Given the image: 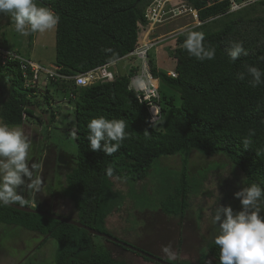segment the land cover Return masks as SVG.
Listing matches in <instances>:
<instances>
[{
    "label": "trees",
    "instance_id": "16d2710c",
    "mask_svg": "<svg viewBox=\"0 0 264 264\" xmlns=\"http://www.w3.org/2000/svg\"><path fill=\"white\" fill-rule=\"evenodd\" d=\"M151 1L36 0L59 17L55 57L59 72L75 76L117 62L132 52L139 39L140 25L147 23L145 12ZM187 1L199 9L201 20L226 12V2L207 6L209 0ZM259 4H264V0ZM234 14L226 13L189 29L203 33L204 46L215 49V59L200 61L189 56L183 49L187 30L175 37L172 53L177 76L169 75L167 70H160L152 60L149 61L153 76L159 79L160 97L154 101L160 105V119L155 127L148 102H141L138 93L129 88L131 77L140 69L138 62L130 66L128 73H116L113 81L99 80L77 86L74 79L50 80L45 94L36 85H26L18 59L8 60L5 64L0 62V120L4 124L21 126L26 121H40L34 108L40 109L41 101L50 106L55 102L54 97L50 98L53 95L50 86L67 93L69 101L74 103L76 124L72 129L76 153L64 155L62 149L54 150L56 165L67 167L64 180L60 178L57 186L72 200L81 223L106 233L108 217L122 210L117 209L122 196L114 178L141 184L154 163L163 156L180 155L182 158L179 177L160 199V212L168 216L183 220L187 214L191 190L188 177L192 172L189 162L193 151L208 156L224 154L242 170L244 187L255 183L264 189V75L256 87L249 83L252 77L247 73L243 81L237 79V74L245 71L243 66L246 64L264 73V39L250 37L246 23L233 18ZM219 20L223 21L218 28L211 29ZM34 36L35 33L28 36L29 44L33 43ZM233 42H242L247 52L235 62L229 56ZM6 43L7 39L3 37L0 45L7 48ZM100 116L110 120L124 119L128 125V138L112 156L90 149L87 125L92 118ZM56 118L57 113L53 110L47 125L55 123ZM250 130L254 135L249 134ZM245 138L251 140L247 148L242 141ZM59 156L67 158L63 159L67 165L60 163ZM109 167L113 169L111 176L107 174ZM19 191L29 201L28 205L34 202L35 208H43L34 199L35 193L23 188ZM260 202L264 205V196ZM0 223L53 237L58 243L56 264H127L123 259L113 257L110 250L94 238L97 235L49 215L0 203ZM208 260L211 264H220L219 248L214 240L201 249L198 264H206Z\"/></svg>",
    "mask_w": 264,
    "mask_h": 264
},
{
    "label": "rangeland",
    "instance_id": "374dc122",
    "mask_svg": "<svg viewBox=\"0 0 264 264\" xmlns=\"http://www.w3.org/2000/svg\"><path fill=\"white\" fill-rule=\"evenodd\" d=\"M233 18H240L246 23L245 29L250 37L264 39V4L257 3L249 10L234 14ZM189 21L190 19H179L168 23L166 27L158 28L156 32L179 30L181 26L187 27ZM221 21H215L211 29H217ZM3 37L7 39V48L18 51L24 58L43 66L55 65L56 28L45 33H35L33 43L29 44L28 36H22L15 31L11 17L0 14V43ZM175 46V37L165 39L157 48L150 50L149 61L152 60L160 70L174 69L176 59L172 52ZM136 62L135 57H126L112 64L111 68L119 74L128 73L130 66ZM42 79L41 77V82ZM153 80L157 86L159 82ZM38 87L39 91L45 94V84L39 83ZM50 88L53 93L50 98L55 99V102H51L52 107L49 103L41 101V108H34L40 121L34 119L35 121H26L21 126H8H19L23 129L32 144L29 163L41 165L38 174L42 176L43 185L34 197L41 203L42 209L78 219L72 200L57 186L61 179L64 180L67 167L56 165V151L59 148L64 155L76 153V140L72 129L76 124L74 103L69 101L67 93L57 91L52 86ZM41 93L39 99L43 97ZM53 110L57 113V118L55 123L48 126L47 120ZM0 124L4 123L0 120ZM59 158L62 159L60 156ZM63 159L60 163L67 165L68 162ZM189 164L192 171L188 177L191 185L188 194L190 205L186 208L185 219L160 212V199L166 196L167 189L170 190L179 177L182 165L180 155L163 156L154 163L141 184L114 178L115 186L122 196L117 202V209L122 210L113 212L108 217L106 233L145 252L160 256L170 263L198 264L201 249L208 241L214 240L219 232L218 225L213 222L216 208L219 205H230L234 211L241 210L240 199L235 197L234 193L244 188L243 174L242 170L222 153L208 156L193 151ZM260 208V215L264 217L262 202ZM94 238L109 249L113 257L123 259L127 264H158L109 240L97 236ZM39 243L41 245H38ZM168 245L171 246L175 258H169L162 251V248ZM57 248L58 243L53 237H42L39 233L0 223V264H56Z\"/></svg>",
    "mask_w": 264,
    "mask_h": 264
},
{
    "label": "clouds",
    "instance_id": "9594fccd",
    "mask_svg": "<svg viewBox=\"0 0 264 264\" xmlns=\"http://www.w3.org/2000/svg\"><path fill=\"white\" fill-rule=\"evenodd\" d=\"M0 14L10 16L15 31L22 36L51 31L59 23V17L50 8L39 5L36 0H0ZM203 41V33L188 30L183 49L189 56H194L200 61L215 59V49L205 48ZM230 49L229 56L232 62H235L241 54L247 55L242 42H233ZM243 67L245 71L238 73L237 79L243 81L247 73L252 77L249 81L251 86H258L262 82L261 77L264 73L252 65L246 64ZM154 79L159 82L158 78L154 77ZM154 87V80L151 77L137 76L130 83V90L143 92L146 96L154 95ZM150 106L149 104V108ZM150 110L153 114L152 109ZM157 115L156 113L153 118L151 117L153 127ZM87 127L90 149L94 152L103 151L107 156L116 153L123 141L128 138L126 132L128 125L124 119L110 120L100 116L92 118ZM249 134L254 135V131L250 130ZM242 141L245 148L251 144L250 139L245 138ZM31 149V141L21 127L0 124V203L5 206L29 204L19 191L22 188L30 193H38L41 190L43 179L38 174L41 165L35 162L29 163ZM112 173L113 169L109 167L107 174L111 176ZM234 196L240 199L241 210L234 211L230 205H219L213 219L219 228L214 239L215 245L219 248V262L220 264H264V217L260 215V200L264 196V189L253 183L235 192ZM35 204L31 206L35 207ZM162 251L169 258H175L170 245L164 246ZM206 264H211V261H206Z\"/></svg>",
    "mask_w": 264,
    "mask_h": 264
},
{
    "label": "built area",
    "instance_id": "2783aa9c",
    "mask_svg": "<svg viewBox=\"0 0 264 264\" xmlns=\"http://www.w3.org/2000/svg\"><path fill=\"white\" fill-rule=\"evenodd\" d=\"M263 0H209L207 6L226 2V12L219 13L215 16L208 17L206 20H201L199 15V9L195 8L187 0H152L146 8L145 16L147 19L146 25H140L139 39L135 49L128 53L125 57H135L140 64L139 71L131 77V80L137 76L151 77L154 76L151 72L149 63V52L153 48H157L161 45V42L170 37H174L179 32H185L192 27L203 24L204 22H210L226 13H236L249 6L255 5ZM179 19H190L188 26H181L179 30L170 29L163 33L156 32L160 27L167 26L168 23L177 21ZM186 27V28H185ZM145 29V31H143ZM18 59L21 62V68L23 70L24 77L26 78V85L29 87L39 86V83L48 85L50 80L61 79H74L77 86H86L99 80L113 81L116 73L111 70L112 64L115 62L107 63L102 66H98L87 72L80 73L75 76H66L59 72L60 68L56 65L43 66L30 59L24 58L18 51L4 48L0 45V62L5 64L8 60ZM169 75L177 76L175 70L168 71ZM41 77L42 82H41ZM130 80V83H131ZM130 88V86H129ZM159 85H155L153 92L154 95H145V93H138V97L141 102L147 101L152 109V118L157 113L155 120L160 119L159 113ZM25 116V115H24ZM151 118V120H152Z\"/></svg>",
    "mask_w": 264,
    "mask_h": 264
},
{
    "label": "water",
    "instance_id": "95a60500",
    "mask_svg": "<svg viewBox=\"0 0 264 264\" xmlns=\"http://www.w3.org/2000/svg\"><path fill=\"white\" fill-rule=\"evenodd\" d=\"M12 206L15 207V208H18L20 210L26 211V212L39 213V214L52 216V217H54L55 219H57V220H59L61 222H66V223L74 224L76 226L85 228L90 233H92L94 235L106 237L109 240L124 246L125 248L131 249V250H133V251H135V252L141 254L142 256L147 257V258H149L151 260L158 261L161 264H173V263H170V262L166 261L165 259L161 258L160 256H157V255L149 253V252H145V251H143L142 249L138 248L137 246H135L133 244H130V243H128V242H126L124 240H121V239H119L117 237L111 236L108 233L102 232V231L97 230V229H95L93 227H90V226H88L86 224H83L77 219L69 218L67 216L60 215V214H57L55 212H50L48 210L35 208V207L31 206V205L20 206V205H15L14 204Z\"/></svg>",
    "mask_w": 264,
    "mask_h": 264
},
{
    "label": "flooded vegetation",
    "instance_id": "af4514ba",
    "mask_svg": "<svg viewBox=\"0 0 264 264\" xmlns=\"http://www.w3.org/2000/svg\"><path fill=\"white\" fill-rule=\"evenodd\" d=\"M42 237H43V235H42ZM41 245V244H40ZM125 248V247H124ZM30 253H32V252H30ZM158 264H161V263H159L158 261H156Z\"/></svg>",
    "mask_w": 264,
    "mask_h": 264
},
{
    "label": "crops",
    "instance_id": "0c3cea01",
    "mask_svg": "<svg viewBox=\"0 0 264 264\" xmlns=\"http://www.w3.org/2000/svg\"><path fill=\"white\" fill-rule=\"evenodd\" d=\"M35 199V198H34ZM32 204H34V202H32Z\"/></svg>",
    "mask_w": 264,
    "mask_h": 264
}]
</instances>
